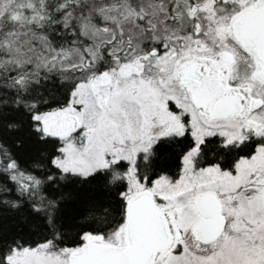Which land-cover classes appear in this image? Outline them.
I'll list each match as a JSON object with an SVG mask.
<instances>
[{"label":"snow or ice","instance_id":"snow-or-ice-1","mask_svg":"<svg viewBox=\"0 0 264 264\" xmlns=\"http://www.w3.org/2000/svg\"><path fill=\"white\" fill-rule=\"evenodd\" d=\"M0 264H264V0H0Z\"/></svg>","mask_w":264,"mask_h":264}]
</instances>
